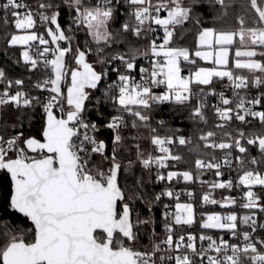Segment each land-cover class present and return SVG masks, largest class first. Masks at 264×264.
<instances>
[{
    "label": "snow or ice",
    "instance_id": "6c2138e0",
    "mask_svg": "<svg viewBox=\"0 0 264 264\" xmlns=\"http://www.w3.org/2000/svg\"><path fill=\"white\" fill-rule=\"evenodd\" d=\"M234 3L0 0V30L8 37L7 45L21 47L16 62L43 76L32 87L48 93L31 95L22 90L24 80H10L0 69V173L9 181L5 192L0 179V264H264V236L258 235L264 222H258L254 211L264 214V203L253 191L254 186L264 191V110H256V106L264 108V0H246L245 14L237 16L235 28L208 26L204 19L205 6L212 7L215 21H223ZM123 4L130 9L128 20L113 30L117 6ZM63 10H67V28L60 23ZM157 28L163 29V36L150 38ZM80 31L85 35L83 46L75 35ZM186 31L195 33L194 52L180 43ZM128 35L143 38L145 50L132 46ZM117 42L128 45L127 51L109 55ZM138 56L148 59L150 66L138 67ZM198 60L211 66H200ZM113 73L117 79L108 83ZM225 80L224 86L233 92L231 99L213 87L214 81ZM253 87L260 91L249 96ZM209 96L219 97V104L211 108L223 138L218 140L216 131L201 130L198 139L211 151L207 159L195 160L197 174L190 170L165 174L162 170L169 169L170 162L183 159L169 146L188 145L191 138L167 127L164 119L153 126L154 113L168 103L189 109V119L207 125ZM109 102L115 114L106 119L102 107ZM89 105L96 109L97 120L90 118ZM9 108L20 115L9 120ZM37 108L43 112L39 133L15 131L23 128L22 117L30 121ZM253 120L259 121L260 133H246L239 126ZM235 121L239 125L227 130ZM102 129L110 135L102 138ZM141 141L159 154L145 151ZM131 142L135 160L125 155ZM248 146L258 147L259 156H249ZM216 150L224 152L223 158L216 156ZM234 152L238 154L233 156ZM233 159L242 172L238 182L201 180L209 190L200 202L229 209L236 198L218 200L213 191L243 186L240 207L250 213L243 216L234 210L212 211L200 212L197 219L192 190L187 191L188 201L181 202L183 192L171 187L149 197L143 177L132 186L120 182L121 174H131L139 163L149 173L156 170L158 183L170 185L181 179L195 183L205 170H215V176L221 177V168H231ZM163 197L174 205H164L161 239L152 213L154 202ZM137 201L147 208V217L136 211ZM27 222L30 227L20 226ZM197 224L199 229L226 232L235 242L186 232L185 226ZM142 232L148 235V245L141 244Z\"/></svg>",
    "mask_w": 264,
    "mask_h": 264
},
{
    "label": "trees",
    "instance_id": "16d2710c",
    "mask_svg": "<svg viewBox=\"0 0 264 264\" xmlns=\"http://www.w3.org/2000/svg\"><path fill=\"white\" fill-rule=\"evenodd\" d=\"M246 3V0H235V3L230 6L226 12L227 15L223 21H215L213 19V16L216 14L212 7L210 5H207L204 7V12L207 13L204 16L205 23L208 26H216V27H224V28H235L238 26L237 22V16L239 15H244L245 13L243 12L242 6ZM119 8V11L117 13L118 15V21L112 25L113 30L119 29L120 25L123 24L126 20H128V11L130 9L128 8L127 4H123V6H117ZM60 23L61 26L64 28L68 27L69 19L67 15V10H63L61 12L60 16ZM189 29L192 28L191 25L187 26ZM11 31V29H10ZM43 31V29H41ZM77 41L83 46L84 40H85V35L83 31L77 32L76 34ZM7 36L5 33L0 30V69H3L6 74L7 78L10 80H15V79H22L25 81L24 87L22 90L29 92L31 95H40L42 97H46L48 94L45 92H41L40 90L35 89L32 87L33 84L36 83L37 79H43V76H41L39 73L29 71L28 68H26L21 61L20 63H17L16 61L20 59V51L21 47H9L6 43ZM128 41L129 43L132 44L134 47H139L140 51L143 52L145 48L147 47V42L143 39L140 38L137 40L136 37L128 35ZM90 40V38H88ZM77 41H74L76 43ZM62 44L64 42H61ZM182 46L189 47L193 52L195 51V33L193 31H186L184 34V38L180 41ZM93 47H95L93 45ZM128 45L117 42L113 44L112 49L108 51L109 55L115 54V52H125L127 51ZM89 59H93L92 57H89ZM144 59L143 56H138L137 59V64L142 62ZM198 64L200 66L205 65L204 63L198 61ZM185 73H187L185 71ZM228 82L225 81H214L213 87L216 89L217 92L223 91L225 95L229 98L231 95L230 91L228 90L230 87H225L224 85L227 84ZM3 85H0V89H2ZM100 93H97V96H99ZM95 101H93V104ZM219 104V97H208V105L209 107L206 109V113L208 116V124L205 125L203 123H194L191 119L188 118L189 115V109L187 108H181L180 106L172 105V104H164L160 105L158 110L154 113V120H153V126H155V122L159 119H164L166 120L167 127L170 128H175L179 129L178 134H182L186 137L191 138V143L188 145L184 146H172L171 149L174 154L180 155L183 157V159L180 162H170L171 167L169 169H164V172L166 173L169 170H174V171H186L190 170L194 173V175L197 174V171L195 169V160L197 158L201 159H207V153L210 152L211 150L205 149L203 147V142L199 141L198 137L200 135V131H208V130H213L217 132V139H221L222 137V130L218 129L215 127L217 123L220 121L218 120V117L214 115V112L211 108V105ZM89 110H90V118L92 120H97V117L95 115L96 109L92 106L89 105ZM102 110L105 112V117L106 119H110V114H115L114 110L110 106V102L102 107ZM27 111V110H25ZM20 115L19 112H17L13 108L8 109V119L12 120L14 116ZM43 117V112L42 109L37 108L34 112H32V118L29 121L27 117H22L23 120V128H17L15 131H23L25 135H37L39 133V130L42 127V120ZM169 119V120H167ZM239 125L238 121L233 122L229 129L227 130H232L236 128ZM240 127H243L245 129V132H256L260 133L262 131L261 125L259 124L258 120H253L250 125H239ZM165 131L161 130V135H164ZM110 133L107 132L106 130L102 129V138L109 136ZM146 135V133H145ZM141 147L149 152L150 149V144L147 141H141ZM250 148L249 156H259V149L258 147H252L248 146ZM216 156L218 158H222L224 156V152L220 150H216ZM234 155H237L238 153L234 152ZM125 155H130L133 160H135V143L131 142L129 143V151L125 153ZM127 163V161H125ZM253 167H259L258 165H255ZM139 177H143L145 181V191L151 197L154 192L152 191L151 187V181L156 178V174L149 173L147 170H144L142 166L137 163L134 168L132 169V173H122L120 176V182L122 185H127V186H132L133 181ZM0 179L3 180V190L6 192L8 188V178L4 177L2 173H0ZM211 180H215L216 177L207 171H203L202 174L199 175V178L195 183H185L182 179L179 181L174 180V182L177 184L182 183L185 186H188L195 192L196 196V207L198 209L197 212V219H199V213L200 212H205L209 213L212 211L215 212H223L230 210V209H223L220 208L219 205H202L200 202V197L205 191L209 190L208 184H201L200 181H207L210 182ZM258 194L261 195L262 200L261 203H264V191L259 188ZM213 196L214 198L218 199L223 196H226L225 191L222 192H217L213 191ZM134 207L136 211L140 212L143 217H147L148 211L147 208L144 206L142 201H137L134 204ZM236 210V209H235ZM240 214L246 213L248 210L247 209H237ZM159 222H163V219H159ZM11 223L15 224L17 221L15 219L11 220ZM21 227L27 228L30 227V222H27L25 224L20 225ZM195 227H198V224L195 225ZM199 228V227H198ZM201 231L205 233H213V234H220L221 231L218 230H203L200 229ZM142 235V240L141 244L143 245H148L150 242L148 240V235L144 232L141 233Z\"/></svg>",
    "mask_w": 264,
    "mask_h": 264
},
{
    "label": "built area",
    "instance_id": "2783aa9c",
    "mask_svg": "<svg viewBox=\"0 0 264 264\" xmlns=\"http://www.w3.org/2000/svg\"><path fill=\"white\" fill-rule=\"evenodd\" d=\"M164 15H166V12L162 13V16H164ZM154 27H156V26H154ZM162 36H163V29L162 28H157L156 33L150 34V38L162 37ZM160 42H162V41L158 39L157 43H160ZM113 66H115V65H113ZM140 66L149 67L150 66L149 60L144 58L143 61L138 64V67H140ZM116 79H117V77H116L115 73H113L112 77H111V80H109L108 83H110V82H112V81H114ZM137 79H139V76H137ZM228 90L231 93V95L229 96V99H231L233 97V92H232L231 88H229ZM157 91H159V90H157ZM259 91H260V89H257L255 87H253V88H251V90L249 92V96L257 95ZM45 93H47V92H45ZM241 95H244L243 91L241 92ZM256 110H258V111L259 110H264V108H262L261 106H256ZM167 120H169V119H167ZM172 146H174V145H172ZM172 146H169V147H172ZM175 146H181V145L176 144ZM149 152H153V146H151V145H150ZM153 154L154 155H158L159 153L158 152H153ZM233 156H235V155L233 154ZM253 166L254 165H248L249 168H251ZM238 169H239V165L235 161V159H233V163H232L231 168H228V167H222L221 168V172L223 173V175L221 177H216L215 176V174H214L215 170H211V171L205 170V171H207L209 173H212L216 177L215 180L227 181L228 179H232L233 183L236 184L238 182V176L242 174V172L238 171ZM162 171H164V170H162ZM151 173L152 174H156V170L153 169L151 171ZM212 181H214V180L210 179V182H212ZM150 184H151V187H152V191L154 193L160 192V191L164 190L166 187H171L175 191H182L183 194L180 197L181 202H187L188 201L187 191L188 190H192L188 186H185L182 183H180V184L177 183L176 184L174 181H172V183L170 185H168L166 182H159L158 183V182H156L155 178L151 181ZM259 188H260L259 186H254L253 187V191L258 196L261 197V195L258 194ZM214 191H217V192L225 191L226 196H232V197L236 198L237 203L235 205L230 206V208H234L232 210H234L238 216H243L245 214H250L249 210L246 213H244V214H240L239 211H237V209L243 210V208L240 207V205L244 202V192L246 191V189L243 188V186L234 187L232 189H216ZM194 194H195V192H194ZM195 198H196V196H195ZM219 199H222V197L218 198V200ZM165 204H173L174 205V201L170 200L168 197H163L161 202H159V203L154 202L153 213H152V214L155 215V218H156V221H157V224L155 226V231L159 234V237L161 239H163V237H164V228H163V222H159L158 220L159 219H163V213L165 212V208H164ZM169 211H174V207L170 208ZM228 211H230V210L224 211V213L226 214ZM254 211L256 212V218H257L258 222H264V219H262V217H264V214L259 213L258 209L254 210ZM148 215H149V212H148L147 216ZM185 230H186V232L187 231L194 232L197 235H199L201 232H203L198 227L196 228L195 225H193L192 228H187L185 226ZM150 231H151V226H149V232ZM178 232H179V229H178ZM203 233L204 234H208V235H213L214 237L223 236L224 239L229 240L230 242H235V238H231L230 239L229 235L226 232H221L218 235L210 233V232H208V233L203 232ZM258 235L264 236V231L258 232Z\"/></svg>",
    "mask_w": 264,
    "mask_h": 264
},
{
    "label": "crops",
    "instance_id": "0c3cea01",
    "mask_svg": "<svg viewBox=\"0 0 264 264\" xmlns=\"http://www.w3.org/2000/svg\"><path fill=\"white\" fill-rule=\"evenodd\" d=\"M15 47H20V46H15ZM200 62L205 64V65H203V67H210L211 66V65L207 64L205 61H200ZM184 74L186 75V73H184Z\"/></svg>",
    "mask_w": 264,
    "mask_h": 264
},
{
    "label": "rangeland",
    "instance_id": "374dc122",
    "mask_svg": "<svg viewBox=\"0 0 264 264\" xmlns=\"http://www.w3.org/2000/svg\"><path fill=\"white\" fill-rule=\"evenodd\" d=\"M219 213H221V214H225L224 211H223V212H219Z\"/></svg>",
    "mask_w": 264,
    "mask_h": 264
}]
</instances>
